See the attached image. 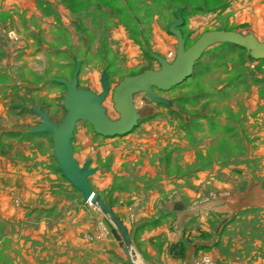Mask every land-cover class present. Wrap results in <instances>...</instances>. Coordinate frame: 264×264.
Wrapping results in <instances>:
<instances>
[{
	"label": "rangeland",
	"instance_id": "obj_1",
	"mask_svg": "<svg viewBox=\"0 0 264 264\" xmlns=\"http://www.w3.org/2000/svg\"><path fill=\"white\" fill-rule=\"evenodd\" d=\"M3 2L0 157L8 173L23 174L9 176L6 208L0 202V264H128L119 232L57 169L51 133L25 132L40 122L30 109L62 120L66 87L50 79L70 80L79 59L78 88L99 93L105 72L102 106L117 119L119 81L158 69L150 52L174 58L177 9L186 47L217 29L262 41L264 0H23V9L7 0L6 10ZM156 92L170 103L135 93L130 132L104 137L80 120L71 139L78 163L96 169L92 190L126 226L133 260L157 264L151 248L181 242V256L169 253L179 260L191 248L200 264H264V60L213 44L188 78ZM149 221L145 234L139 226Z\"/></svg>",
	"mask_w": 264,
	"mask_h": 264
},
{
	"label": "water",
	"instance_id": "obj_2",
	"mask_svg": "<svg viewBox=\"0 0 264 264\" xmlns=\"http://www.w3.org/2000/svg\"><path fill=\"white\" fill-rule=\"evenodd\" d=\"M182 24L181 9H177L176 21L168 27V33L175 38V54L171 61L150 52L151 58L159 65L158 69H145L140 73L125 76L113 88L111 100L113 109L118 113L117 119L109 118L102 106L109 91L106 73L101 74V91L99 93L78 88L77 76L81 60L74 59L70 80L50 79L66 87L62 104L65 114L62 120L58 123L53 122L41 107H32L31 112L40 118V122L25 130L26 133H51L52 156L56 161L57 169L64 179L81 193L83 202H88L99 209L119 232L125 245L124 250L128 264L137 263L132 258L135 252L130 245V236L126 226L92 190L88 176L96 169L90 167L91 160H86L80 165L73 155L71 139L76 123L80 120L86 121L96 134L104 137L130 132L137 125L138 119L137 110L133 104V95L143 92L150 101L168 105L170 101L156 91H167L188 78L204 50L213 44H232L243 48L251 59L264 60V40H257L251 33L243 34L235 30L224 29L207 30L186 47L185 38L179 30Z\"/></svg>",
	"mask_w": 264,
	"mask_h": 264
},
{
	"label": "crops",
	"instance_id": "obj_3",
	"mask_svg": "<svg viewBox=\"0 0 264 264\" xmlns=\"http://www.w3.org/2000/svg\"><path fill=\"white\" fill-rule=\"evenodd\" d=\"M0 2H3V1L0 0ZM3 3L5 4L3 10L8 9L9 7L17 8L18 5L21 8L23 6V0H12L9 7L7 6L8 4L6 5L7 0H4ZM0 11H1V8H0ZM10 165L11 164L9 163V160L5 159L4 157H0V202L4 205L3 206L4 208H6L7 202H8V188H9L8 178L9 176H13V178L16 179L19 177L22 178L21 174H23V172L19 173L18 170L15 175L12 173H8V170H11ZM31 187L33 188L35 187V190H36L37 187H39V183L38 182L32 183ZM151 224L152 223H150V221L148 223H143L139 226V229L142 230V232L145 234H150L151 232H153L151 230L154 229L153 225ZM154 247L155 248H151V254L153 258L157 259V264H200L199 255L197 253L194 255L193 251H191V248H188L184 258L179 260L175 256L169 254L167 246L162 247L159 243L155 245Z\"/></svg>",
	"mask_w": 264,
	"mask_h": 264
},
{
	"label": "trees",
	"instance_id": "obj_4",
	"mask_svg": "<svg viewBox=\"0 0 264 264\" xmlns=\"http://www.w3.org/2000/svg\"><path fill=\"white\" fill-rule=\"evenodd\" d=\"M181 0H179L180 2ZM181 16H182V11H181ZM232 45V44H231ZM235 46V45H233ZM238 47V46H237ZM240 48V47H239ZM243 49V48H242ZM197 63V62H196ZM195 63V64H196ZM184 245L181 243V242H178V243H175V244H172L169 248V253H173L175 255H178V256H181L184 252Z\"/></svg>",
	"mask_w": 264,
	"mask_h": 264
},
{
	"label": "bare ground",
	"instance_id": "obj_5",
	"mask_svg": "<svg viewBox=\"0 0 264 264\" xmlns=\"http://www.w3.org/2000/svg\"><path fill=\"white\" fill-rule=\"evenodd\" d=\"M137 263V262H136ZM138 264V263H137Z\"/></svg>",
	"mask_w": 264,
	"mask_h": 264
}]
</instances>
